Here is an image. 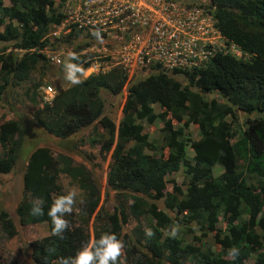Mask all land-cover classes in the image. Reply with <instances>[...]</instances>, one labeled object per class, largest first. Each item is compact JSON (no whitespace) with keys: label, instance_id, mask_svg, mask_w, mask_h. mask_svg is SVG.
I'll return each instance as SVG.
<instances>
[{"label":"trees","instance_id":"16d2710c","mask_svg":"<svg viewBox=\"0 0 264 264\" xmlns=\"http://www.w3.org/2000/svg\"><path fill=\"white\" fill-rule=\"evenodd\" d=\"M67 2L0 0V41L12 42L14 48L24 51L20 56L6 46L0 48V75L5 84L24 82L36 68L47 64L48 34L51 27L63 23L62 8ZM212 4L221 32L246 58L215 53L192 72L158 69L130 80L123 67L115 66L106 73L89 75L81 84L58 93L52 105L43 104L34 112L37 124L61 139L101 126L108 134L101 142V152H112L111 165L126 180L119 216H107L104 226L100 229L95 224L92 232L91 221L102 219V209L97 211L101 189L91 172L85 165L75 164L69 154L36 148L23 175L24 195L16 207L17 220L0 211V224L10 238L18 234L17 225H48L49 234L32 243L30 255L35 264H63L84 245H91L92 237L94 244L105 233L115 234L124 245L118 264H248L249 258L252 264H264V116L248 118L238 136L234 122L227 118L235 119L236 109L264 113V0H212ZM79 35L70 32L68 40ZM77 56L87 67L93 55ZM4 87L0 85V96ZM126 87L123 117L117 126L106 114L103 92L117 96ZM215 91L227 102L206 98ZM155 105L164 111L158 112ZM143 121L163 122L162 140H150ZM174 122L180 126L175 127ZM191 124L199 127L198 140L185 138ZM23 142L20 121L0 125L1 172L13 170ZM188 145L193 158L187 154ZM218 163L224 171L215 176L213 167ZM180 171L185 189L168 178ZM60 173L77 181L86 192L79 211L65 217L69 229L62 237L53 234L46 214L62 191ZM169 184L172 191H167ZM36 199L43 202L44 216L30 215ZM169 212L176 215L169 217ZM130 217H151L156 223L154 235L148 237L139 229L133 238L124 232ZM177 221L184 233L175 238L164 234L162 229ZM220 222L225 227L217 230ZM194 231L212 235V243H189L185 234ZM234 246L239 249L235 258L228 255Z\"/></svg>","mask_w":264,"mask_h":264},{"label":"rangeland","instance_id":"374dc122","mask_svg":"<svg viewBox=\"0 0 264 264\" xmlns=\"http://www.w3.org/2000/svg\"><path fill=\"white\" fill-rule=\"evenodd\" d=\"M9 5V1H6ZM63 12H68L65 6L62 8ZM61 30L58 27H51L48 34V45L44 50L48 61L43 66L36 68L31 74L28 80L20 83L10 81L9 84H5L0 75V85H5L2 96H0V125L7 121L17 120L21 122V128L24 132V142L21 148L19 158L9 173H3L0 171V211L5 210L15 220L16 207L23 199V175L25 172L26 164L32 154V152L38 147H49L56 153H65L73 157L75 164L85 165L91 172L93 179L101 189V199L99 202L98 210L102 209L100 221L94 223L91 221V231L93 232L95 224L101 229L107 222V216L118 217L122 208V203H125L124 198L121 196L125 190V177L118 173L111 165V153L101 152V142L108 138L107 132L99 125L96 129L93 127L86 128L81 132L73 135L67 139L58 138L44 129H42L34 119V112L43 106L41 92L42 87L52 86L56 93L67 89L72 86L65 79L64 64L69 60L68 53L74 52L78 54L80 52L92 54L94 57L93 62L96 61L100 65H105L110 57L108 52H105L103 47L104 43H99L97 40L89 39L83 35L78 36L75 39L68 40V23L61 25ZM0 31L3 28L0 27ZM8 47V51L13 50L15 54L22 56L23 50L14 48L12 42H1L0 48ZM54 57L61 59L58 63ZM110 67L120 66L115 64L114 61L109 62ZM87 75L81 77L85 79L90 75V70L87 71V67L82 66ZM148 71L146 75L151 74ZM138 76H143L139 74ZM128 88L126 87L122 94L114 96L106 91L103 92V96L106 104V114L116 123L118 126L120 120L123 117V107L126 101ZM217 97L222 102H227L222 98L218 92H209L206 94L208 100ZM158 112H163L159 105H155ZM236 117L228 116V120L234 122L235 134L238 136L240 131L247 127L248 118H256L264 116V113L254 112L251 114L245 113L242 110L236 109ZM175 123V127H179L180 124ZM144 132L148 133L150 140H162V128L164 123L157 121L155 123H148L143 121ZM185 138H191L198 140L200 138V130L198 125L191 124L188 128V134ZM148 152L149 149H147ZM2 148H0V157H2ZM187 154L189 158H193L194 152L190 145L187 146ZM224 171V167L221 164H216L213 167V174L215 176L220 175ZM184 173L178 172L171 174L168 178L175 179L178 184L184 185ZM60 181L62 184V191L60 194L55 195L57 198L60 195L67 194L68 191L75 189L77 196L73 205V212H78L82 206L86 197V192L80 187L79 183L73 180L65 173H60ZM167 191H172V184H169ZM129 203V202H128ZM159 206L165 209L163 201H159ZM175 212H169V217H174ZM181 216V215H180ZM182 217V216H181ZM18 224V223H17ZM175 225L178 228V236H181L183 232V225L178 221L172 224L168 229H162L165 233H168L171 227ZM156 226L155 221L151 217H142L140 220L135 218L129 219L128 224L124 227V232L128 233L131 237L135 238L139 229H152ZM225 227V224L220 222L217 226V230H221ZM18 234L12 238L8 237L3 231L0 224V264H35L31 259L32 243L47 234H49V227L46 223L43 224H30L26 226L17 225ZM185 238L189 243L201 245V242L207 240L212 243V235H204L201 231H194L188 235L185 234ZM94 239L92 237L91 244ZM219 249L218 245L215 246ZM123 248L121 255L123 256ZM248 264H252L251 258L247 259Z\"/></svg>","mask_w":264,"mask_h":264},{"label":"built area","instance_id":"2783aa9c","mask_svg":"<svg viewBox=\"0 0 264 264\" xmlns=\"http://www.w3.org/2000/svg\"><path fill=\"white\" fill-rule=\"evenodd\" d=\"M66 19L68 32L96 40L99 29L110 60L92 59L90 74L106 73L109 62L122 66L129 78L158 69L188 71L202 68L215 53L246 58L243 50L218 26L212 0H72ZM58 63L61 59L54 57ZM54 88L44 86L42 102L52 105Z\"/></svg>","mask_w":264,"mask_h":264},{"label":"clouds","instance_id":"9594fccd","mask_svg":"<svg viewBox=\"0 0 264 264\" xmlns=\"http://www.w3.org/2000/svg\"><path fill=\"white\" fill-rule=\"evenodd\" d=\"M64 13L65 15L67 14L66 11ZM92 35L99 43L102 44L104 42V38L99 29L95 30ZM68 57L69 60L64 64L65 79L72 85H79L82 83L81 77L86 76L87 73L82 67L77 54H75L74 52H69ZM135 76L138 77L137 74ZM132 78H129V80ZM76 196V190H70L67 192V194L60 195L55 198L51 206L48 208L46 214L51 220L52 232L54 235L62 237L63 233L69 229V221L65 217L72 213ZM30 215L33 217H41L45 215L43 202L40 199H36L35 201H33L30 208ZM177 234L178 228L173 225L168 232V235L172 238H175ZM145 235L148 237H152L154 233L152 229L149 228L145 229ZM123 246L124 245L122 241L118 240L115 234L105 233L94 244L84 245L81 250L77 252L75 257L64 259L63 264H118V258L121 256ZM228 255L233 258L237 257L239 255V249L235 246L230 248L228 251Z\"/></svg>","mask_w":264,"mask_h":264},{"label":"crops","instance_id":"0c3cea01","mask_svg":"<svg viewBox=\"0 0 264 264\" xmlns=\"http://www.w3.org/2000/svg\"><path fill=\"white\" fill-rule=\"evenodd\" d=\"M73 4L72 0H68L67 4H66V8L69 9V7ZM59 30H61L60 26H57Z\"/></svg>","mask_w":264,"mask_h":264}]
</instances>
